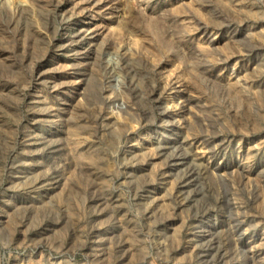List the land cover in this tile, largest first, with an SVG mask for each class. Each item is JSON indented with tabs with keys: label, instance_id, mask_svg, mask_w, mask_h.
I'll return each instance as SVG.
<instances>
[{
	"label": "rangeland",
	"instance_id": "1",
	"mask_svg": "<svg viewBox=\"0 0 264 264\" xmlns=\"http://www.w3.org/2000/svg\"><path fill=\"white\" fill-rule=\"evenodd\" d=\"M0 264H264V0H0Z\"/></svg>",
	"mask_w": 264,
	"mask_h": 264
}]
</instances>
